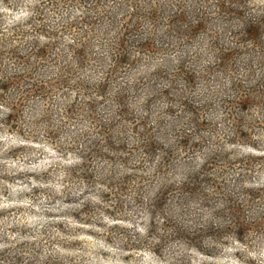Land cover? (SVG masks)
Instances as JSON below:
<instances>
[{"label": "clouds", "instance_id": "1", "mask_svg": "<svg viewBox=\"0 0 264 264\" xmlns=\"http://www.w3.org/2000/svg\"><path fill=\"white\" fill-rule=\"evenodd\" d=\"M0 264H264V0H0Z\"/></svg>", "mask_w": 264, "mask_h": 264}]
</instances>
